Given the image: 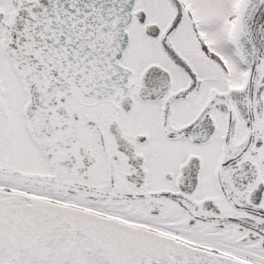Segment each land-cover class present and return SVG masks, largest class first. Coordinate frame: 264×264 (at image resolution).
Segmentation results:
<instances>
[{
	"label": "snow or ice",
	"instance_id": "6c2138e0",
	"mask_svg": "<svg viewBox=\"0 0 264 264\" xmlns=\"http://www.w3.org/2000/svg\"><path fill=\"white\" fill-rule=\"evenodd\" d=\"M0 264H264V0H0Z\"/></svg>",
	"mask_w": 264,
	"mask_h": 264
}]
</instances>
